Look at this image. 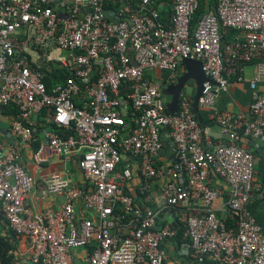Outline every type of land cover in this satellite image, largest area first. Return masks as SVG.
Returning a JSON list of instances; mask_svg holds the SVG:
<instances>
[{
  "label": "built area",
  "instance_id": "2783aa9c",
  "mask_svg": "<svg viewBox=\"0 0 264 264\" xmlns=\"http://www.w3.org/2000/svg\"><path fill=\"white\" fill-rule=\"evenodd\" d=\"M202 1L0 0V106L18 111L10 133L30 145L44 113L62 131L43 132L45 156H74L83 182L49 174L42 188L61 204L33 214L34 180L0 140V218L26 240L23 263L77 264L82 251L80 264H166L176 222L183 260L264 264V222L248 209L254 156L240 145L264 147V0H214L190 26ZM183 59L207 78L198 110L254 67L248 110L217 112L218 139L192 112L191 81L176 111L165 108L161 84H175ZM43 74L64 79L46 89Z\"/></svg>",
  "mask_w": 264,
  "mask_h": 264
},
{
  "label": "crops",
  "instance_id": "0c3cea01",
  "mask_svg": "<svg viewBox=\"0 0 264 264\" xmlns=\"http://www.w3.org/2000/svg\"><path fill=\"white\" fill-rule=\"evenodd\" d=\"M167 12L169 7L162 12V19H167ZM254 72L252 64H245L243 68L242 82L229 81L227 91L220 95L215 102L214 106L207 110H198L199 115L205 122L204 128L209 129L210 139H218L219 129L215 124V114L220 111H229L233 113L242 112L246 113L250 104V90L248 81L251 79ZM163 72H155L153 77L162 78ZM58 76V75H56ZM51 76L49 75L48 78ZM11 118L3 117L0 115V128L10 132ZM47 120L42 117L38 118L33 127V141L30 145L20 143L11 133L10 138L0 135V140L3 144L11 145L18 153L19 165L26 170L33 178L34 185L28 194L27 204L35 215H40L48 210H56L61 204V197L54 194H48L42 188V181L51 173L65 174L68 178L75 182L77 185H82L80 172L78 171L74 156L71 157H56L45 156L43 149L44 137L43 132L48 129L46 127ZM240 145L247 147L254 156V170H255V188L258 197H262V190L260 191V182L258 179L264 174V147L258 141H241ZM69 164V166L67 165ZM221 218H226L223 212L219 213ZM16 245L14 255L20 262L25 261L29 256V250L26 240L23 237L16 236ZM167 261L166 264H193L188 260H183L175 253V246L170 242L166 246ZM81 253L75 254L74 261L80 264Z\"/></svg>",
  "mask_w": 264,
  "mask_h": 264
},
{
  "label": "trees",
  "instance_id": "16d2710c",
  "mask_svg": "<svg viewBox=\"0 0 264 264\" xmlns=\"http://www.w3.org/2000/svg\"><path fill=\"white\" fill-rule=\"evenodd\" d=\"M158 1L169 3L170 0H158ZM206 5L213 6L214 0H203L200 3L198 9L195 11L192 17L190 26H193L195 21L206 12L205 10ZM163 73H164L163 78H165L167 74L165 72ZM63 79L64 77L61 74H59L58 76L52 75L50 78H48V76L45 74H43L42 76V81L46 89H49L51 86L62 82ZM17 114H18L17 108L13 105L0 106V115L3 117L15 118ZM44 116H45L44 113H42L41 117L44 120H47L46 117ZM199 117L201 121L200 127L204 128L205 122L202 120L200 115ZM124 120L127 121V116L124 117ZM46 127L51 131H55L58 133L62 132L49 121L46 122ZM163 149L164 151H167L166 147H164ZM258 182H260L261 184L260 191L262 190V197H258V195L256 194L253 201L249 205L248 209L252 214V216L254 217L255 221L258 224H262L264 222V174L261 176V178L258 179ZM161 223L164 224L165 221L163 222L162 220ZM170 226L174 228L176 232L173 240V244L174 246H176L181 240L183 228L181 225H178L176 222H172ZM16 241H17L16 235L3 224L0 218V264H25L23 262H20V260H18L14 255ZM204 264H214V263H209V261L205 260Z\"/></svg>",
  "mask_w": 264,
  "mask_h": 264
},
{
  "label": "water",
  "instance_id": "95a60500",
  "mask_svg": "<svg viewBox=\"0 0 264 264\" xmlns=\"http://www.w3.org/2000/svg\"><path fill=\"white\" fill-rule=\"evenodd\" d=\"M105 15H107V12H104ZM183 72L182 74L178 77L176 80L175 84L173 85H166V84H161V94L164 97H168L169 101L168 103L165 104V108L167 111L170 113H174L176 111V106H177V100L178 96L182 90V87L184 84L188 81H191L194 86V94L192 97V112L200 125V117L198 114V109H197V99L200 95L201 92V85L205 81H207V78L203 75V72L201 70V65L196 62V61H191L187 59H183L180 62ZM0 135L5 136L7 138H10V132L3 130L0 128Z\"/></svg>",
  "mask_w": 264,
  "mask_h": 264
},
{
  "label": "rangeland",
  "instance_id": "374dc122",
  "mask_svg": "<svg viewBox=\"0 0 264 264\" xmlns=\"http://www.w3.org/2000/svg\"><path fill=\"white\" fill-rule=\"evenodd\" d=\"M191 86H192L191 83L187 82L186 86L184 87V92L189 93V91L191 90ZM163 98H164V100L167 99L164 96H163ZM67 165L69 166L68 163H67ZM254 165H255V163H254ZM254 168H256V167H254ZM213 206H215V202L213 203Z\"/></svg>",
  "mask_w": 264,
  "mask_h": 264
}]
</instances>
